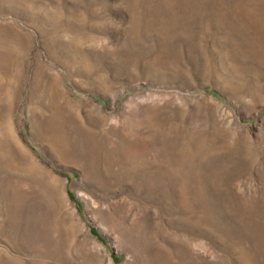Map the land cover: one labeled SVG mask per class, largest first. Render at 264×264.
Here are the masks:
<instances>
[{"label": "rangeland", "instance_id": "obj_1", "mask_svg": "<svg viewBox=\"0 0 264 264\" xmlns=\"http://www.w3.org/2000/svg\"><path fill=\"white\" fill-rule=\"evenodd\" d=\"M0 264H264V0H0Z\"/></svg>", "mask_w": 264, "mask_h": 264}]
</instances>
